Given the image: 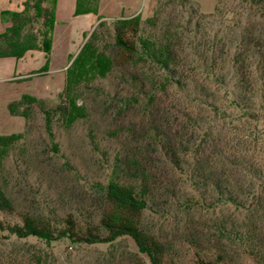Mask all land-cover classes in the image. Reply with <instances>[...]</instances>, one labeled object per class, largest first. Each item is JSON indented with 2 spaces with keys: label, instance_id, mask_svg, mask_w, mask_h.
I'll list each match as a JSON object with an SVG mask.
<instances>
[{
  "label": "rangeland",
  "instance_id": "1",
  "mask_svg": "<svg viewBox=\"0 0 264 264\" xmlns=\"http://www.w3.org/2000/svg\"><path fill=\"white\" fill-rule=\"evenodd\" d=\"M22 1L5 0L7 10H20ZM100 1L105 6L104 15L109 17L102 21L104 26L100 28L104 42L110 41L114 22L111 17L121 11L119 4L138 11L143 33L149 31L144 25L145 19L154 13L158 16L156 31L170 20L181 32V26L190 16L189 27L194 32L190 37L199 50L204 49V41L221 36L232 40V50L234 37L239 35L240 26L244 27L248 18L240 0H190L197 11L195 16L189 14L187 4H182L181 0ZM216 1L226 13L224 17L199 18V13L212 12ZM229 19L231 22L228 23ZM97 22L94 14L80 18L64 15L59 19L52 35L50 75H61L56 69L66 63L68 55H74L81 48ZM237 22L238 28H235ZM258 23V26L253 24L252 32L262 42L264 20H258ZM6 24H0V28ZM90 25L93 27L89 30ZM182 44L184 54H190L189 42L182 39ZM38 56V60L23 68L19 66L14 73L42 66V53ZM257 61V57L250 58L251 74L247 83H238L232 68L226 64L216 71L219 81L201 83L199 80L202 86L195 88L194 94H189L190 88L178 92L175 97L168 93L166 107L186 110L188 105L194 104L195 94L205 102L197 107L194 104L193 110L198 112V120L203 122L202 130L211 133L215 149L220 153L212 162L226 176V180L223 175L219 176L223 191H215L210 180H199L196 187L183 174L178 181L179 193L175 201L163 206L162 200L160 209L154 208L144 215L145 226L158 237L173 243L168 264H208L206 258H199L195 249L184 241L182 228L186 220L200 228L205 237L219 239L228 247L230 261L216 264H264V249L251 255L244 245L235 241L233 234L264 227V100L259 97L260 67ZM5 75L9 73L0 70V77ZM118 76L113 71L107 78L95 80L83 89L78 102L84 105L86 117L72 127L65 128L55 115L52 116L53 140L46 134L43 116L36 108L30 111L29 127L23 131V118L10 115L4 105L2 92L10 87H3L0 82V135L22 131L25 134L0 164V181L13 208L11 213L0 211L2 226L20 225L19 215L23 212L43 214L57 221L72 214L82 224L90 220L91 196L96 186L105 184L115 175L113 158L129 146L128 135L123 130L125 123L115 115V110L120 104V95L132 94L133 90L121 83ZM14 84L17 91L29 87L28 82ZM53 88L41 99L48 110L62 101L63 86ZM8 97H16V94ZM53 143L57 145V151L53 150ZM182 161V169L186 171L192 162L191 154L182 157ZM184 204L186 209L182 208ZM126 251L136 252L128 237L119 238L112 244L89 245L71 243L66 238L50 242L31 236L17 238L6 229H0V264H120L119 256Z\"/></svg>",
  "mask_w": 264,
  "mask_h": 264
},
{
  "label": "trees",
  "instance_id": "2",
  "mask_svg": "<svg viewBox=\"0 0 264 264\" xmlns=\"http://www.w3.org/2000/svg\"><path fill=\"white\" fill-rule=\"evenodd\" d=\"M181 2L187 4L190 15L197 14L193 2ZM98 3V0H76L74 15H96ZM240 3L248 12V18L245 26H240L239 35L234 37L232 50V40L224 36L204 41V49L199 50L190 37L194 33L189 27L190 16L181 26V32L170 20L156 31L158 16L154 13L144 21L149 28L147 33L142 32L139 14L120 18L113 22L108 42L103 41V30L100 29L104 24L98 21L78 53L70 58L64 75L62 101L58 106L48 110L43 100L26 94L9 102V114L24 120L23 131L29 127L30 111L36 108L43 116L46 134L53 140L52 116L55 115L65 128L86 117L85 107L78 100L83 89L93 81L107 78L116 71L121 83L133 90L132 94L120 95V104L115 110V115L125 123L123 130L128 135L129 146L113 158L115 175L105 184L96 186L91 196L90 220L82 224L72 214L57 221L43 214L23 212L19 215L20 225L4 227L0 223V229H6L17 238L31 236L49 242L66 238L71 243L89 245L112 244L119 238L128 237L136 252L121 253L120 264H168L173 243L158 237L145 226L144 215L154 208L160 209L162 200L163 206L175 201L179 193L178 181L183 174L196 187L199 180H210L215 191L224 189L219 176L223 175L226 180L225 174L212 162L213 157L220 155L215 149L216 143L211 133L202 130L203 122L198 120V112L194 111L193 106L205 102L195 94V105H188L186 110L183 107L179 110L177 106L166 107L168 93L175 97L178 92L190 88L191 95L195 88L202 86L199 80L201 83L219 81L216 71L226 64L232 68L238 83H247L251 74L250 58L254 56L260 67L259 97L264 100V41L260 42L259 36L252 32L253 24L258 26V20H264V0H240ZM54 13L55 0H23L20 10H3L0 24H7L0 28V58L19 59L25 52L38 49L44 58L40 72L46 71ZM225 14L216 1L213 11L199 13V18L213 19ZM234 25L238 28V22ZM182 39L189 42L190 54H184ZM24 137L23 132L0 135V164ZM52 148L57 151L55 143ZM188 153L192 162L184 172L182 157ZM182 208L186 209V205ZM0 211L13 212L1 181ZM233 234L235 241L244 245L251 255L264 249V227ZM182 235L198 257L206 258L208 264L230 261L228 247L219 239L205 237L192 221L186 220Z\"/></svg>",
  "mask_w": 264,
  "mask_h": 264
},
{
  "label": "crops",
  "instance_id": "3",
  "mask_svg": "<svg viewBox=\"0 0 264 264\" xmlns=\"http://www.w3.org/2000/svg\"><path fill=\"white\" fill-rule=\"evenodd\" d=\"M75 5H76V0H55V13H54L55 23H54V27L52 30V35H53V31L59 19L62 18L64 15L70 16L72 18L73 17L74 18L75 17L77 18L90 17L91 13L75 16L74 15ZM118 7L121 11L117 14H114L113 15L114 17H111L113 18V21L120 19V18H127V17H131V16L139 14L137 10H134V9L129 10L127 8V5L125 4H119ZM104 8L105 6L99 0L98 12L95 15L97 21L99 20L104 21L107 18H109L108 15H104ZM6 9L7 7H6L5 0H0V13ZM124 10H126L125 13H124ZM91 27H93V25H90L89 30ZM84 32L85 31H83L82 33ZM52 35H51L50 53L53 47ZM78 51L79 49H77L74 55H68L66 63L62 65V67L56 69V72L61 73V75H58V74L50 75V70H49V67L51 65L50 54H49V62H48L46 71L40 72V68L43 66L42 64V66L36 69H30L28 71H24L22 73H17V74L14 73L19 66L23 68L26 65H29L31 62L38 60L39 53H42L38 49L29 50L25 52L24 55L19 59L10 58V57L0 58V70H6V72L9 73V75L0 77V82L3 85V87L4 85H8L10 87V89H8L7 91L2 92L4 93L2 96L5 98L4 105L6 109H7V104L9 102L18 100L24 94L35 97L37 99H43L45 94L51 93L52 89H54L53 88L54 86L57 88H59L60 84L63 86L65 70L67 66L69 65L70 58H73L77 54ZM42 56H43V53H42ZM39 81L41 85L40 89H39ZM23 82H28L29 87H27L25 91H17L16 87L14 86L15 85L14 83L20 84ZM58 92H60V90H58ZM14 93L16 94V97H8L10 94H14Z\"/></svg>",
  "mask_w": 264,
  "mask_h": 264
}]
</instances>
